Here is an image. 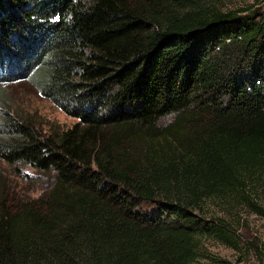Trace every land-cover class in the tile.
Segmentation results:
<instances>
[{"label":"trees","instance_id":"16d2710c","mask_svg":"<svg viewBox=\"0 0 264 264\" xmlns=\"http://www.w3.org/2000/svg\"><path fill=\"white\" fill-rule=\"evenodd\" d=\"M218 1L0 0V80L32 79L76 119L41 134L33 117L0 118V163L50 183L11 196L0 177V264H194L203 238L240 249L202 204L264 215L250 196L264 15ZM248 249L264 254L256 238Z\"/></svg>","mask_w":264,"mask_h":264},{"label":"rangeland","instance_id":"374dc122","mask_svg":"<svg viewBox=\"0 0 264 264\" xmlns=\"http://www.w3.org/2000/svg\"><path fill=\"white\" fill-rule=\"evenodd\" d=\"M222 9H233L251 5L259 9L264 15V0H219ZM19 10V9H18ZM17 8L11 12L13 20L19 12ZM4 8L0 9V20L5 17ZM5 19V18H4ZM11 55H16L12 49ZM3 47H0V56H4ZM2 62L0 58V63ZM35 69L34 71H36ZM39 70V68H38ZM37 70V71H38ZM0 91L3 95V102H0V118H15L14 114L25 117H33L35 127L39 133H48L49 125L66 127L75 122V118L62 112L56 105L46 98H43L35 89L32 79H16L11 82L0 80ZM17 111L14 112V109ZM38 123V124H37ZM18 169V168H16ZM32 167L23 166V173L30 174ZM13 166H4L0 163V177L3 186L11 196L18 192L29 193L32 197L38 195L44 186H48L47 180H42V176L35 173L38 183L27 182L15 175ZM40 176V177H39ZM34 178L33 175L27 178ZM250 196L256 201L264 211V173L253 180ZM202 209L206 217H221L234 229L239 238L240 249H233L212 238H203L198 256L194 264H264V254L259 256L252 249L244 250L247 243L253 238L264 245V215H259L249 209L243 203H230L223 198H209L202 204Z\"/></svg>","mask_w":264,"mask_h":264},{"label":"built area","instance_id":"2783aa9c","mask_svg":"<svg viewBox=\"0 0 264 264\" xmlns=\"http://www.w3.org/2000/svg\"><path fill=\"white\" fill-rule=\"evenodd\" d=\"M260 80L259 79H255L254 80V84H259Z\"/></svg>","mask_w":264,"mask_h":264}]
</instances>
